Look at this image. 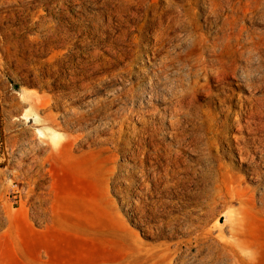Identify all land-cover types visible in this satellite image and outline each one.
Masks as SVG:
<instances>
[{"label": "rangeland", "instance_id": "rangeland-1", "mask_svg": "<svg viewBox=\"0 0 264 264\" xmlns=\"http://www.w3.org/2000/svg\"><path fill=\"white\" fill-rule=\"evenodd\" d=\"M156 1L167 0H0V264H169L170 253L185 249L190 234L179 229L180 218L198 219L207 209L194 201L185 205L183 197L205 186L201 170L209 163L203 146L188 144L215 134V108L201 98L176 133L168 123L156 130L167 151L183 149L179 166L159 181L153 167L164 158L147 159L142 180V163L132 159L134 139L120 140L118 126L89 116L94 101H111L120 84L139 82V76L122 81L111 73ZM231 88L236 102L247 94L236 83ZM26 94L51 106L37 111ZM25 111L28 122L16 118ZM145 118L153 130L159 117ZM135 122L137 135L146 125ZM262 126L254 124L252 134L221 132L212 149L220 179L250 193L264 188V153L247 139H264ZM244 138L247 161L238 147H246ZM246 222L248 237L264 232V212L250 211Z\"/></svg>", "mask_w": 264, "mask_h": 264}, {"label": "bare ground", "instance_id": "bare-ground-1", "mask_svg": "<svg viewBox=\"0 0 264 264\" xmlns=\"http://www.w3.org/2000/svg\"><path fill=\"white\" fill-rule=\"evenodd\" d=\"M152 13L140 25L131 48L115 60L117 65L111 73L122 81L128 80V76H139V82L127 88L120 84L111 101H94L90 119L100 116L113 129L120 128V140L128 135L129 142L134 139L138 149L132 151V159L136 161L138 156L142 163V180L148 174L146 160L153 164L164 158L153 167V178L159 181L179 166L183 149L179 144L174 151H167L157 141L156 130L168 123L170 131L176 133L181 117L195 114L198 101L207 98L215 108L210 118L215 134H203L188 144L201 145L205 150L209 162L201 170L205 186L182 201L185 205L192 201L204 203L207 210L198 219L180 218L179 229L190 236L185 249L170 253L169 264H264V232L248 237L246 222L250 211L264 212V188L250 193L232 180L220 179L216 167L219 158L212 153L221 141V132L247 129L252 134L256 133L254 124L260 123L264 129V28L259 26L264 23V0H167L164 4L156 1ZM235 83L247 91L238 102L231 88ZM25 100L37 111L51 106L50 100L33 94H26ZM153 100L165 105L155 106ZM151 106L155 108L150 109ZM150 113L159 117L153 130L148 128L151 121L145 118ZM16 118L28 122L31 116L25 111ZM46 119L54 122V115L49 113ZM135 119L146 125L137 135ZM85 138L81 135L79 141L84 142ZM247 139L264 153L263 138ZM243 141L246 147H238L241 159L247 161L250 144L245 138ZM136 191L141 193L140 189ZM176 206L182 207L178 203ZM169 227L174 228L173 223Z\"/></svg>", "mask_w": 264, "mask_h": 264}]
</instances>
